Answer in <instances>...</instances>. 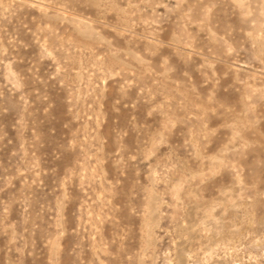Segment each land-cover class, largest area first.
I'll list each match as a JSON object with an SVG mask.
<instances>
[{"label":"rangeland","instance_id":"rangeland-1","mask_svg":"<svg viewBox=\"0 0 264 264\" xmlns=\"http://www.w3.org/2000/svg\"><path fill=\"white\" fill-rule=\"evenodd\" d=\"M0 264H264V0H0Z\"/></svg>","mask_w":264,"mask_h":264}]
</instances>
